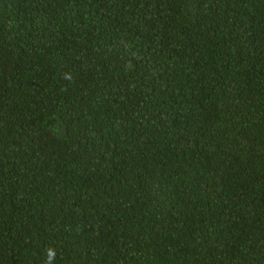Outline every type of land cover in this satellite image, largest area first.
<instances>
[{"label":"trees","instance_id":"obj_1","mask_svg":"<svg viewBox=\"0 0 264 264\" xmlns=\"http://www.w3.org/2000/svg\"><path fill=\"white\" fill-rule=\"evenodd\" d=\"M264 264V0H0V264Z\"/></svg>","mask_w":264,"mask_h":264},{"label":"clouds","instance_id":"obj_2","mask_svg":"<svg viewBox=\"0 0 264 264\" xmlns=\"http://www.w3.org/2000/svg\"><path fill=\"white\" fill-rule=\"evenodd\" d=\"M49 259L46 260V264H51V258L54 257L55 253L54 250L49 249L47 250Z\"/></svg>","mask_w":264,"mask_h":264}]
</instances>
